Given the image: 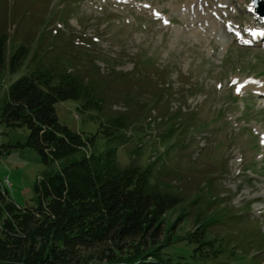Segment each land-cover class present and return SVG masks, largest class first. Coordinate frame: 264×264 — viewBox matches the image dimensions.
<instances>
[{
  "label": "rangeland",
  "instance_id": "1",
  "mask_svg": "<svg viewBox=\"0 0 264 264\" xmlns=\"http://www.w3.org/2000/svg\"><path fill=\"white\" fill-rule=\"evenodd\" d=\"M199 1L0 0V25L9 31V50L27 42L57 68L88 74L92 65L111 74L101 85V110L83 112L65 99L55 102V113L84 135L100 119L126 117L117 159L152 162L159 181L182 198L165 214L179 238L168 250L189 249L180 237L194 229L199 211H223L226 227L217 223L215 233L236 241L233 252L244 257L219 261L264 264V86L257 87L264 35L248 40L249 30L264 27V0L255 11L252 0ZM23 71H1L0 105L8 79ZM27 133L0 123V143L24 142ZM108 145L97 138V150ZM45 168L31 147H11L0 160V187L18 204H32Z\"/></svg>",
  "mask_w": 264,
  "mask_h": 264
},
{
  "label": "trees",
  "instance_id": "2",
  "mask_svg": "<svg viewBox=\"0 0 264 264\" xmlns=\"http://www.w3.org/2000/svg\"><path fill=\"white\" fill-rule=\"evenodd\" d=\"M9 41L7 27L0 25V73L6 69L13 76L24 68L7 81L0 123L28 133L24 142L0 143V160L11 147L29 146L46 168L32 204H18L0 187V264H224L219 258L244 257L233 252L236 241L215 233L217 223L226 225L229 214L223 211H199L194 229L180 237L189 249L168 250L179 238L175 220L166 223L165 214L182 198L164 187L152 162L117 159L126 117L100 119L97 131L84 135L61 124L55 113V102L65 99L78 101L83 112L101 110V88L111 74L92 65L88 74L57 68L36 48L31 53L29 43L9 50ZM3 84L0 75V89ZM98 137L109 145L97 150Z\"/></svg>",
  "mask_w": 264,
  "mask_h": 264
},
{
  "label": "snow or ice",
  "instance_id": "3",
  "mask_svg": "<svg viewBox=\"0 0 264 264\" xmlns=\"http://www.w3.org/2000/svg\"><path fill=\"white\" fill-rule=\"evenodd\" d=\"M257 4V0H252V5L250 6L249 10L250 11H255V6ZM253 35H264V33H257V32H252ZM240 89H237L239 91Z\"/></svg>",
  "mask_w": 264,
  "mask_h": 264
},
{
  "label": "bare ground",
  "instance_id": "4",
  "mask_svg": "<svg viewBox=\"0 0 264 264\" xmlns=\"http://www.w3.org/2000/svg\"><path fill=\"white\" fill-rule=\"evenodd\" d=\"M196 2H200L199 0H196ZM257 29H260V27H258ZM251 34V32H250ZM264 86V82L261 83V85H258L257 87H262L263 88ZM264 89V88H263ZM4 181L9 185L10 182H8L7 178L4 179ZM2 185V184H1ZM4 186V185H3ZM9 187V186H8Z\"/></svg>",
  "mask_w": 264,
  "mask_h": 264
}]
</instances>
